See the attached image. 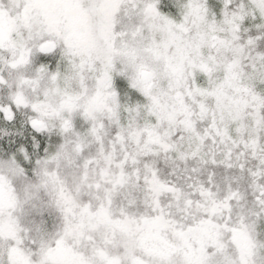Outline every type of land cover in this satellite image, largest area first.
<instances>
[{"label":"snow or ice","instance_id":"6c2138e0","mask_svg":"<svg viewBox=\"0 0 264 264\" xmlns=\"http://www.w3.org/2000/svg\"><path fill=\"white\" fill-rule=\"evenodd\" d=\"M0 264H264V0H0Z\"/></svg>","mask_w":264,"mask_h":264}]
</instances>
